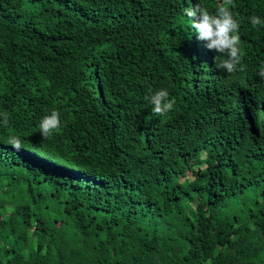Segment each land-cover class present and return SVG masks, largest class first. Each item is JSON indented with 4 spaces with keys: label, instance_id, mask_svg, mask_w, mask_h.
<instances>
[{
    "label": "trees",
    "instance_id": "16d2710c",
    "mask_svg": "<svg viewBox=\"0 0 264 264\" xmlns=\"http://www.w3.org/2000/svg\"><path fill=\"white\" fill-rule=\"evenodd\" d=\"M221 2L0 0V264H264V111L207 108L225 90L264 105V0H233L232 74L204 70L184 15ZM161 89L175 103L156 116ZM177 123L201 130L176 140ZM70 161L95 179L68 191L48 166Z\"/></svg>",
    "mask_w": 264,
    "mask_h": 264
},
{
    "label": "clouds",
    "instance_id": "9594fccd",
    "mask_svg": "<svg viewBox=\"0 0 264 264\" xmlns=\"http://www.w3.org/2000/svg\"><path fill=\"white\" fill-rule=\"evenodd\" d=\"M232 6H234L233 0H222V2L217 7L215 14L210 13L205 7L201 5V3H198L195 6L187 7L184 10V15L191 21L192 29L198 34L197 38L202 41H208L207 47L211 50V53L209 54L210 61L204 70H218L224 74H232L238 70H243L242 68L238 67L243 54L242 49L240 48V25L230 11V7ZM250 22L253 27L264 23V21H261V19L257 16L251 17ZM259 76L264 78V68H261L259 71ZM214 92L215 91L209 92L212 98L207 108H210L219 97H222L227 101H230L232 98L238 99L237 102H233L231 114L238 107L244 108L247 113L260 114L264 111V105L262 107H257L254 105L252 101L253 99H249L251 101H248V99H242L237 93H232L231 91L226 90L222 91L221 93ZM149 99L153 106V114L156 116H163L170 112L173 109L175 103L174 100L169 98V92L165 89L157 91ZM8 124V114L6 112L0 113V125L7 127ZM60 127V113L57 110H53L51 111L50 115H45L41 119L39 123L40 135L42 138L47 139L57 132ZM200 130L201 129L199 127L195 126L193 131L190 132L189 124L177 123L173 138L176 140L183 138V136L186 138L195 131ZM7 143L17 151L22 148L21 140L15 135L9 136ZM171 148L172 147L170 143L163 144L156 150L169 151ZM204 155H206V153H204ZM37 158L40 167L42 164L41 156L37 155ZM48 167L56 170L62 175L66 182L68 191H70L74 185L81 184L82 180L95 179L94 175L96 172L82 167L81 165H78L72 161H70L69 164L58 163L49 165ZM190 176L191 175H189V177Z\"/></svg>",
    "mask_w": 264,
    "mask_h": 264
}]
</instances>
